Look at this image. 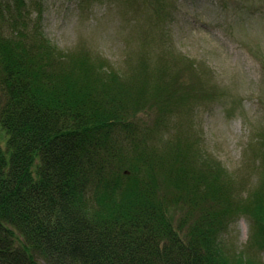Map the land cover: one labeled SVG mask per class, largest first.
<instances>
[{
  "label": "trees",
  "instance_id": "1",
  "mask_svg": "<svg viewBox=\"0 0 264 264\" xmlns=\"http://www.w3.org/2000/svg\"><path fill=\"white\" fill-rule=\"evenodd\" d=\"M29 1L32 26L26 0H0V264H264V183L242 198L198 137L162 133L195 89L148 56L124 71L60 50ZM146 1L162 42L167 0ZM239 215L254 230L236 251Z\"/></svg>",
  "mask_w": 264,
  "mask_h": 264
},
{
  "label": "rangeland",
  "instance_id": "2",
  "mask_svg": "<svg viewBox=\"0 0 264 264\" xmlns=\"http://www.w3.org/2000/svg\"><path fill=\"white\" fill-rule=\"evenodd\" d=\"M128 1L41 0L42 30L60 50H87L112 70L131 71L148 56L151 70L173 73L176 90L193 87L187 115L167 114L162 133H193L235 176L242 198L250 197L264 181L257 145L264 130V0H167L162 42L153 5ZM38 10L26 0L29 22ZM140 26L150 31V47L142 45ZM253 230L248 216H236L224 243L241 251Z\"/></svg>",
  "mask_w": 264,
  "mask_h": 264
},
{
  "label": "bare ground",
  "instance_id": "3",
  "mask_svg": "<svg viewBox=\"0 0 264 264\" xmlns=\"http://www.w3.org/2000/svg\"><path fill=\"white\" fill-rule=\"evenodd\" d=\"M217 47H222L221 45H217ZM222 48H224V47H222ZM224 67L225 68H229L230 67V65L228 64V62L226 61V63L224 62Z\"/></svg>",
  "mask_w": 264,
  "mask_h": 264
}]
</instances>
